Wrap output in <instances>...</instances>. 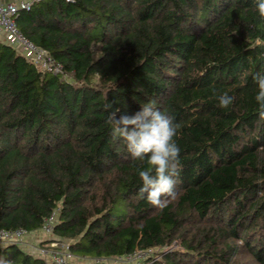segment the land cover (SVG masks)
Returning a JSON list of instances; mask_svg holds the SVG:
<instances>
[{"label":"trees","instance_id":"trees-1","mask_svg":"<svg viewBox=\"0 0 264 264\" xmlns=\"http://www.w3.org/2000/svg\"><path fill=\"white\" fill-rule=\"evenodd\" d=\"M16 21L62 71L0 38V228L55 215L44 243L68 242L72 264H136L110 257L137 251L142 264H264L256 0H40ZM149 104L179 125L182 167L162 210L139 196L146 162L106 122V105L119 116ZM6 261L54 264L17 242L0 244Z\"/></svg>","mask_w":264,"mask_h":264},{"label":"clouds","instance_id":"clouds-1","mask_svg":"<svg viewBox=\"0 0 264 264\" xmlns=\"http://www.w3.org/2000/svg\"><path fill=\"white\" fill-rule=\"evenodd\" d=\"M256 10L264 18V0H256ZM254 80L258 86L255 101L259 115L264 117V75L257 73ZM219 107L229 108L234 98L227 93L218 97ZM107 112L106 122L111 126V135L121 138L126 144L131 158L146 162L147 167H137L142 182L140 198H146L149 204L163 209L176 197V184L181 170L180 147L176 142L179 125L174 117L161 111L154 104L145 105L139 111L129 115L119 111ZM10 264V262H5Z\"/></svg>","mask_w":264,"mask_h":264},{"label":"built area","instance_id":"built-area-1","mask_svg":"<svg viewBox=\"0 0 264 264\" xmlns=\"http://www.w3.org/2000/svg\"><path fill=\"white\" fill-rule=\"evenodd\" d=\"M34 1H2L0 0V34L7 35V41L25 54L42 71L58 73L62 71V64L46 49L30 40L18 27L16 16L21 9H28ZM55 215L46 219L41 230L48 234L53 231ZM29 232L23 228L5 229L0 228V244L17 242L21 245L23 238ZM38 255L54 264H72V254L69 252V244L66 241H51L38 249ZM147 255V251H137L126 256L110 257L111 261H129L138 263ZM91 263L108 264L109 260L94 259Z\"/></svg>","mask_w":264,"mask_h":264},{"label":"crops","instance_id":"crops-1","mask_svg":"<svg viewBox=\"0 0 264 264\" xmlns=\"http://www.w3.org/2000/svg\"><path fill=\"white\" fill-rule=\"evenodd\" d=\"M2 1H22V0H2ZM0 38L7 41V35L4 32L0 34ZM44 234L45 233L41 229L29 232L27 234L28 239L26 238V242L23 243L22 247L28 250L29 252L38 255L39 247L46 245V242L44 243V241L55 238V236L44 235ZM84 260L86 259L84 258Z\"/></svg>","mask_w":264,"mask_h":264},{"label":"rangeland","instance_id":"rangeland-1","mask_svg":"<svg viewBox=\"0 0 264 264\" xmlns=\"http://www.w3.org/2000/svg\"><path fill=\"white\" fill-rule=\"evenodd\" d=\"M45 234L44 235H50V236H53V234L51 233V234H48V233H46V232H44ZM26 238L28 239V237H27V235L23 238V243L24 242H26ZM58 239V238H57ZM23 243H21V246H23ZM85 262H87V263H89V264H91V262H90V260H84ZM136 264H142V262L141 261H139L138 263H136Z\"/></svg>","mask_w":264,"mask_h":264}]
</instances>
